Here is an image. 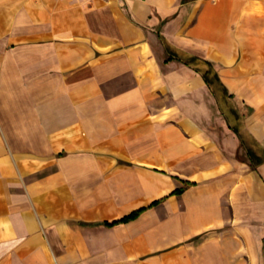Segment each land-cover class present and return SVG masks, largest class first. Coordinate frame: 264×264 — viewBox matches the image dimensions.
Listing matches in <instances>:
<instances>
[{"label": "crops", "instance_id": "1", "mask_svg": "<svg viewBox=\"0 0 264 264\" xmlns=\"http://www.w3.org/2000/svg\"><path fill=\"white\" fill-rule=\"evenodd\" d=\"M0 264H264V0H0Z\"/></svg>", "mask_w": 264, "mask_h": 264}, {"label": "trees", "instance_id": "2", "mask_svg": "<svg viewBox=\"0 0 264 264\" xmlns=\"http://www.w3.org/2000/svg\"><path fill=\"white\" fill-rule=\"evenodd\" d=\"M189 1H193V0H182L183 3L189 2ZM181 182H182V186L179 187V188H176L175 190L170 192V194H179L186 187L192 185V182H190V181L181 180ZM165 197L166 196L152 201L148 206H143V207H140V208H138L136 210H133L130 213L122 216L121 218L114 219V220L103 221L102 224H104L105 226H109L110 227V226H113V225H116V224H120V223L131 221V220L137 218L147 208L152 207V206L157 205L158 203H160L163 199H165Z\"/></svg>", "mask_w": 264, "mask_h": 264}]
</instances>
